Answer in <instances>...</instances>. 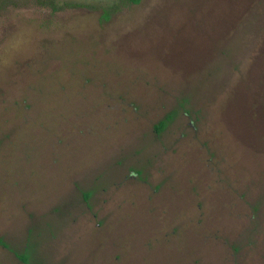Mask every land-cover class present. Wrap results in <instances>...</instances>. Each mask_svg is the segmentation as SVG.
<instances>
[{"label": "rangeland", "instance_id": "1", "mask_svg": "<svg viewBox=\"0 0 264 264\" xmlns=\"http://www.w3.org/2000/svg\"><path fill=\"white\" fill-rule=\"evenodd\" d=\"M0 264H264V0H0Z\"/></svg>", "mask_w": 264, "mask_h": 264}, {"label": "trees", "instance_id": "2", "mask_svg": "<svg viewBox=\"0 0 264 264\" xmlns=\"http://www.w3.org/2000/svg\"><path fill=\"white\" fill-rule=\"evenodd\" d=\"M128 2L134 4V3H137L139 2V0H128ZM110 11H115L114 9H110V10H105L102 14V17L106 20L109 18L110 16ZM170 120L169 116L165 117L163 120H161L157 127H156V130L157 131H161L165 128V126L167 125L168 121ZM87 197V196H85ZM15 255L23 262V263H27V259H26V256L23 255V254H18V253H15Z\"/></svg>", "mask_w": 264, "mask_h": 264}, {"label": "clouds", "instance_id": "3", "mask_svg": "<svg viewBox=\"0 0 264 264\" xmlns=\"http://www.w3.org/2000/svg\"><path fill=\"white\" fill-rule=\"evenodd\" d=\"M20 41L18 40L17 43H19Z\"/></svg>", "mask_w": 264, "mask_h": 264}]
</instances>
